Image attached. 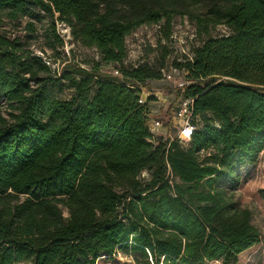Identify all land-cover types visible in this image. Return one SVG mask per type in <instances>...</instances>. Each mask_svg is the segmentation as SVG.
<instances>
[{
  "label": "trees",
  "instance_id": "obj_1",
  "mask_svg": "<svg viewBox=\"0 0 264 264\" xmlns=\"http://www.w3.org/2000/svg\"><path fill=\"white\" fill-rule=\"evenodd\" d=\"M29 6L56 40L65 22L120 76L98 62L53 71L0 29V264H96L117 251L145 264H235L260 233L213 180L264 151V0H0V27ZM175 16L204 35L172 65L199 118L186 146L152 135L137 102L165 65H122L126 36L161 22L168 36ZM217 26L227 32L211 34ZM63 81L68 96L53 95Z\"/></svg>",
  "mask_w": 264,
  "mask_h": 264
},
{
  "label": "rangeland",
  "instance_id": "obj_2",
  "mask_svg": "<svg viewBox=\"0 0 264 264\" xmlns=\"http://www.w3.org/2000/svg\"><path fill=\"white\" fill-rule=\"evenodd\" d=\"M2 21L0 27L2 31L12 37H19L23 49L31 51V55L41 57L53 71H58L62 66L75 64L90 67L98 62L103 73L120 76L119 64L100 61V53L95 48L85 47L74 41L70 35V27L65 22L57 24L56 40L52 34L50 19L36 7L29 6L28 13L14 21H9L5 17H2ZM167 30V25L161 22L142 25L131 32L125 38L126 57L122 65L134 67L147 62L152 67H159L163 63L164 68H167L175 62H184L193 56V49L204 39V35L196 34L193 22L186 16H175L170 22L169 35L165 36ZM226 32L224 26H217L211 34ZM59 38L63 41L62 44ZM55 56H59V59H55ZM139 88L142 92L151 93L146 106L147 114L164 116L162 119L171 120L169 108L175 92L162 76L156 80H147L145 86ZM69 93L68 83L64 81L53 91V95L58 97H66ZM8 111V103L0 93V113L7 116ZM172 123L170 121L167 128L168 132L174 133ZM148 177V171L140 173V178ZM213 184L223 187L227 193H231L233 201L238 206L250 211L251 223L260 233L258 242L241 252L235 264H264V151L258 154L253 164L242 166L235 174L215 178ZM148 261L150 263L149 257ZM96 264H145V262L133 252L117 251L110 258L98 257ZM212 264L218 262L213 261Z\"/></svg>",
  "mask_w": 264,
  "mask_h": 264
},
{
  "label": "built area",
  "instance_id": "obj_3",
  "mask_svg": "<svg viewBox=\"0 0 264 264\" xmlns=\"http://www.w3.org/2000/svg\"><path fill=\"white\" fill-rule=\"evenodd\" d=\"M189 59H191V56ZM161 74L162 78L175 92L170 104V106L173 107V110L170 111L172 118L170 120V118L162 119V117L156 115H147L146 127L154 136L168 139L169 142L177 141L180 146H186L191 139L192 133L199 127L198 115H195L193 112V98H186L183 96L186 87L191 81L186 79V74L181 73L173 66L162 68ZM150 94L149 91L146 93L140 91L137 102L140 105L146 104L147 106ZM164 121L165 124H163ZM170 121L173 122L171 127L175 130L174 133L168 132L167 126Z\"/></svg>",
  "mask_w": 264,
  "mask_h": 264
},
{
  "label": "crops",
  "instance_id": "obj_4",
  "mask_svg": "<svg viewBox=\"0 0 264 264\" xmlns=\"http://www.w3.org/2000/svg\"><path fill=\"white\" fill-rule=\"evenodd\" d=\"M157 116V115H156ZM162 117H164V116H162Z\"/></svg>",
  "mask_w": 264,
  "mask_h": 264
}]
</instances>
